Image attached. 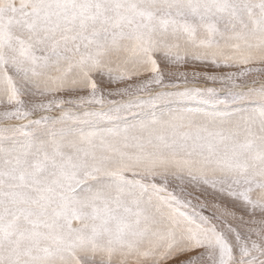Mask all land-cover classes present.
Wrapping results in <instances>:
<instances>
[{
  "label": "snow or ice",
  "instance_id": "6c2138e0",
  "mask_svg": "<svg viewBox=\"0 0 264 264\" xmlns=\"http://www.w3.org/2000/svg\"><path fill=\"white\" fill-rule=\"evenodd\" d=\"M0 264H264V0H0Z\"/></svg>",
  "mask_w": 264,
  "mask_h": 264
}]
</instances>
